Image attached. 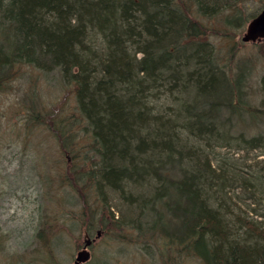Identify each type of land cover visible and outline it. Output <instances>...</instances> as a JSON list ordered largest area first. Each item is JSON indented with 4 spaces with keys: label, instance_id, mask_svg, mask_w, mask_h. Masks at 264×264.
Returning a JSON list of instances; mask_svg holds the SVG:
<instances>
[{
    "label": "trees",
    "instance_id": "16d2710c",
    "mask_svg": "<svg viewBox=\"0 0 264 264\" xmlns=\"http://www.w3.org/2000/svg\"><path fill=\"white\" fill-rule=\"evenodd\" d=\"M243 2L0 0V83L27 65L59 69L73 84L70 116L39 111L34 121L73 154L69 185L91 181L102 202L116 200L122 217L113 225L136 222L141 249L164 264L184 254L201 264H264V222L227 200L251 178L215 152L233 141L264 155V131L240 129L243 111L264 117V72L254 106L247 68L220 63L207 34L216 17L237 27Z\"/></svg>",
    "mask_w": 264,
    "mask_h": 264
},
{
    "label": "rangeland",
    "instance_id": "374dc122",
    "mask_svg": "<svg viewBox=\"0 0 264 264\" xmlns=\"http://www.w3.org/2000/svg\"><path fill=\"white\" fill-rule=\"evenodd\" d=\"M262 4L244 0L237 27L226 25L220 17L206 21L220 63L234 71L238 65L247 68L245 99L254 106H259L262 97L264 39L244 43L241 36L250 14ZM20 67L12 80L0 83V261L16 253L17 264H73L88 231L96 240L90 248L92 258L85 264H164L160 255L145 254L136 232L113 225L111 214L102 213L93 190L69 185L65 170L75 160L73 154L62 149L56 133L34 121L39 111L52 119L70 116L76 105L73 84L56 68ZM236 118L232 121L237 127ZM242 118L240 129L249 134L264 131V117L243 113ZM227 143L216 154L251 178L248 186L235 188V195L230 188L227 200L237 202L244 218L264 222V197L259 190L264 183H257L254 177L264 180V155L256 149H240L242 145L233 141ZM81 157L78 155V166ZM113 201L109 204L115 208ZM48 257L50 261L42 260ZM181 264L201 263L192 254H184Z\"/></svg>",
    "mask_w": 264,
    "mask_h": 264
},
{
    "label": "water",
    "instance_id": "95a60500",
    "mask_svg": "<svg viewBox=\"0 0 264 264\" xmlns=\"http://www.w3.org/2000/svg\"><path fill=\"white\" fill-rule=\"evenodd\" d=\"M264 38V8L261 9L257 15H255L247 24L246 30L244 31L241 39L245 42L261 41ZM91 241L85 242V247L90 244ZM90 258V252L86 249L80 250L77 253L75 264L85 262Z\"/></svg>",
    "mask_w": 264,
    "mask_h": 264
},
{
    "label": "bare ground",
    "instance_id": "6f19581e",
    "mask_svg": "<svg viewBox=\"0 0 264 264\" xmlns=\"http://www.w3.org/2000/svg\"><path fill=\"white\" fill-rule=\"evenodd\" d=\"M74 89V88H73ZM75 92V91H74ZM242 113H246V112H242ZM234 123H235V121H233ZM237 132H239V129L237 130V127H236V124H234V125H232V126H229V134H231L232 136H234L235 135V133H237ZM254 177H257L256 175H254ZM258 178V177H257ZM92 184V185H91ZM87 186H89V191L91 192V190H92V186H93V183L91 182V181H89L88 183H87ZM100 193V192H99ZM95 195H96V197H97V201L100 203V209H101V211H102V213H104L105 215H107V214H111V216H110V220H111V222L113 223V219H115V218H118L119 217V215H120V213H121V210L117 207V206H115V208H113V207H111V206H108L107 204L106 205H104L105 203H107V201L105 200L104 202H102V200L100 199L101 197L99 196L98 197V195L99 194H97V193H95ZM104 203V204H103ZM102 219V218H101ZM136 227H137V223L136 222H131L130 223V226H129V228H127V230H125V231H132V230H137L136 229ZM124 230V229H123ZM86 232H88V231H86ZM132 232H134V231H132ZM98 235H99V232H98ZM86 236V235H85ZM87 240H90L91 241V243L90 244H88L86 247H85V242L87 241ZM95 240H96V237H92V238H90V237H85V239H84V242H83V244H82V247L80 248V250H84V249H86V250H88L89 252H90V254H91V250H90V248H91V246H92V244L95 242ZM79 250V251H80ZM77 253H78V251H77ZM77 253H76V255H75V258H76V256H77ZM46 256H48V255H46ZM49 259H50V257H48Z\"/></svg>",
    "mask_w": 264,
    "mask_h": 264
},
{
    "label": "flooded vegetation",
    "instance_id": "af4514ba",
    "mask_svg": "<svg viewBox=\"0 0 264 264\" xmlns=\"http://www.w3.org/2000/svg\"><path fill=\"white\" fill-rule=\"evenodd\" d=\"M4 233L7 237L8 235L6 234L7 232L5 230H4ZM85 235L87 237L92 238V235L89 234V232H86ZM0 252H2V251H0ZM2 258L4 259V261H0V264H17V262L19 260L18 254H16V253L15 254H9L8 257L4 256ZM27 264H29V262H27Z\"/></svg>",
    "mask_w": 264,
    "mask_h": 264
}]
</instances>
